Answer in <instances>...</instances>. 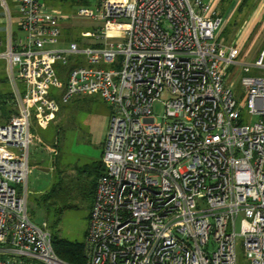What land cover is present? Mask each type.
I'll use <instances>...</instances> for the list:
<instances>
[{
	"label": "built area",
	"instance_id": "1",
	"mask_svg": "<svg viewBox=\"0 0 264 264\" xmlns=\"http://www.w3.org/2000/svg\"><path fill=\"white\" fill-rule=\"evenodd\" d=\"M16 7L19 34L0 53L14 106L0 124V264H70L28 210L31 119L47 125L60 103L86 95L111 118L85 264H238V237L249 264H264V48L239 61L242 48L219 40L223 19L203 0L79 7L100 25L81 33L90 47L55 46L72 14L42 0ZM59 65L69 66L64 81Z\"/></svg>",
	"mask_w": 264,
	"mask_h": 264
},
{
	"label": "rangeland",
	"instance_id": "2",
	"mask_svg": "<svg viewBox=\"0 0 264 264\" xmlns=\"http://www.w3.org/2000/svg\"><path fill=\"white\" fill-rule=\"evenodd\" d=\"M95 1L93 0V4L90 6H72L71 10L67 6H62L64 11H70L72 17L66 22L69 25L61 29L60 40L61 38L66 40H63L62 44L59 43V40L55 46L65 47L70 42L69 40L76 41L78 44L83 43L85 47L92 46L91 39L83 37L81 33L97 31L100 25L90 18L76 16V12L79 7L94 9ZM248 1L247 7L251 5V1ZM216 14L219 13L216 12ZM241 16L236 15L235 22L240 23ZM225 23L226 20L223 19L219 36L222 37L221 42L229 44L232 43V40H227L231 36L227 35L229 31H226L224 35ZM231 27L232 25L229 29ZM110 35L117 37L118 32H111ZM241 48L239 61L253 63L259 51L264 48V23L256 25ZM242 75L243 71L240 65L234 66L229 73V79L232 81V88L236 94H239L241 90L240 78ZM246 117L248 116L246 115ZM110 118L109 106L99 96L93 95L77 96L73 98V101L71 99L47 125L39 126L31 119V128L34 130L29 144L28 210L29 213H34V215H30L34 221H45L53 235L59 239L84 243L93 199L78 187L79 181L84 184L87 180L85 173H79V169L94 159L99 158L101 161ZM59 180L63 181V187L69 195L67 203L70 202L72 207L65 209L57 220L46 214L38 200ZM236 250L238 264H249L241 237L236 240Z\"/></svg>",
	"mask_w": 264,
	"mask_h": 264
},
{
	"label": "crops",
	"instance_id": "3",
	"mask_svg": "<svg viewBox=\"0 0 264 264\" xmlns=\"http://www.w3.org/2000/svg\"><path fill=\"white\" fill-rule=\"evenodd\" d=\"M42 1L47 6L62 10L64 13L71 14L69 10L72 8H70L68 11H64L62 8V6L67 5L64 0ZM203 1L207 4H210L213 9L219 13L218 15L226 20V27L224 30L226 31L228 29L229 32L227 31V35H231L227 38V40H232V43L237 44L240 47H242V44L246 42L247 38L255 29L256 25L264 23V0H251V5L243 9V11H239L238 9L241 0H231L228 3H225L224 0ZM3 2H5L7 9ZM236 15H242L241 20L239 19L240 23L235 22ZM17 20L18 11L16 7V0H0V53L5 51L9 40H14L18 36L19 31L17 27ZM66 22H68V20L63 22L62 28L69 25ZM232 23L234 24L232 25ZM230 25H232L231 29H229ZM63 40L66 39L61 38L59 43L62 44L64 42ZM18 85L19 87L22 86L20 82H18ZM10 93L11 85L7 79L6 63L5 60L0 57V124L6 122L14 112V106L11 98H7V96H10ZM98 159H94L92 161Z\"/></svg>",
	"mask_w": 264,
	"mask_h": 264
},
{
	"label": "trees",
	"instance_id": "4",
	"mask_svg": "<svg viewBox=\"0 0 264 264\" xmlns=\"http://www.w3.org/2000/svg\"><path fill=\"white\" fill-rule=\"evenodd\" d=\"M64 1L67 4L66 6L69 8H72V6H79V5L80 6H85V5L90 6L91 4H93L92 3L93 0H64ZM229 1L231 0H224L225 3H228ZM248 2H249L248 0H241L239 7H238L239 11H243V9L247 8L246 5L248 4ZM233 24L234 23H232V25ZM226 31L224 35L226 34ZM221 38L222 37L220 35L219 40H221ZM68 69H69V66H65V67L60 66V65L57 66V73L62 81H64V77H65L64 75ZM86 96H90V95H86ZM8 97L11 98V93H10V96H7V98ZM73 98H72V101H73ZM67 103L65 104L60 103L59 111ZM33 130L34 129L31 128V135H32ZM102 171H103V166L99 159L92 161L90 163H86L83 167L79 169V173H85V178H87V180H86V183L84 182V184H82V181H79L80 185H78V187L81 188L82 192L84 193L87 192L92 197V199L94 197L96 180L99 177V175L102 173ZM62 182L63 181L61 180L55 182L52 185V187L48 190V192L42 194L38 200L40 205H42V208L45 209L46 214L48 216L55 217L57 220H59L61 214L64 212L65 209L72 207V204L70 202L67 203L69 199V195H68V192L64 189ZM30 215H34V213L30 212ZM52 245L57 255L60 258H62L64 261L70 264H85L86 263L82 242H76V241H71V240H66V239H59L52 233Z\"/></svg>",
	"mask_w": 264,
	"mask_h": 264
}]
</instances>
